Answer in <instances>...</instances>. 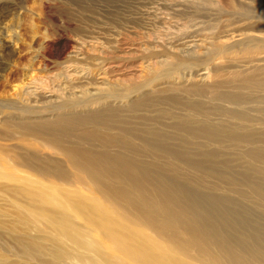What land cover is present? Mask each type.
<instances>
[{
    "label": "rangeland",
    "instance_id": "obj_1",
    "mask_svg": "<svg viewBox=\"0 0 264 264\" xmlns=\"http://www.w3.org/2000/svg\"><path fill=\"white\" fill-rule=\"evenodd\" d=\"M255 58L264 59V0H0V164L25 176L13 159L26 156L33 168L69 172L39 126L86 116L57 135L59 145L87 150L98 143L77 139L96 130L162 146L166 156L158 161L178 155L197 171L174 175L157 169L155 156L141 154L140 165L153 175H173L191 192L230 201L225 211L247 220L235 234L259 232L250 245L264 255V160L242 155L264 150V139L240 146L235 140L251 138L240 128L264 132V61ZM201 70L208 72L203 83L196 77ZM230 95L243 103L220 98ZM25 125L40 131L24 136ZM27 141L34 147L24 155ZM3 170L0 264H83L70 255L57 259L45 237L18 239L26 228L31 237L36 231L18 220L13 200L22 184ZM62 188L84 202L96 196L81 185ZM76 212L69 219L108 257L115 246L96 215Z\"/></svg>",
    "mask_w": 264,
    "mask_h": 264
},
{
    "label": "bare ground",
    "instance_id": "obj_2",
    "mask_svg": "<svg viewBox=\"0 0 264 264\" xmlns=\"http://www.w3.org/2000/svg\"><path fill=\"white\" fill-rule=\"evenodd\" d=\"M262 60L255 58L254 62ZM207 74V71H202L196 77H200L199 81L203 83ZM246 81V85L250 86V81ZM220 98L230 105L243 103L239 96ZM85 117H64L59 122L39 126L43 128L40 129L41 134L51 136L46 141L62 155L69 172L56 166L50 169L33 168L26 156L13 159L16 160L13 161L15 167L22 168L21 172L28 174L31 170L36 174L39 180L33 181L27 174L18 176L17 171L10 170L11 167L5 166L2 160L0 170H4L1 173H9L7 176L22 184L20 197L13 200L17 218L36 231V236L31 237L26 228L23 238L18 236L21 242L45 237L52 243L57 259L70 255V258L83 264H264V255L250 245V242H259V232L252 231L247 238L235 234V227L247 223V220L225 211L230 201L191 192L179 185L173 175L170 178L153 175L152 169L140 165L138 159L140 154L155 156L153 161L156 162L151 161L155 167L174 175L184 170L197 171L191 164L182 163L185 161L180 156H170L171 160L161 162L159 158L166 156L162 146L143 139H139L138 143L128 133L115 137L111 133L100 135L96 130L82 133L77 142H96L101 149L90 146L83 150L78 145H59L57 135L75 124L77 119L79 122L87 120ZM30 128L27 125L21 127L24 136L40 131ZM240 130L245 133L244 136L251 138L235 139L238 142L236 145L264 139V132L256 134L248 127ZM24 145V155H27L34 146L28 141ZM114 147L117 150H113ZM242 155L264 160L262 149L244 150ZM31 183L35 190L31 189ZM64 184L69 187L84 186L96 196L88 202L80 201L77 192L71 191V194L68 189L62 188ZM251 193L257 197L261 195L258 187H251ZM73 195L76 198L73 199ZM73 209L78 211L76 214L79 216L85 211L96 215L103 236L115 246L108 257L99 245L91 243V235L86 228L69 219ZM113 215L118 217V221ZM65 242L72 244L71 249L64 247Z\"/></svg>",
    "mask_w": 264,
    "mask_h": 264
}]
</instances>
